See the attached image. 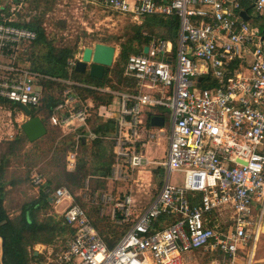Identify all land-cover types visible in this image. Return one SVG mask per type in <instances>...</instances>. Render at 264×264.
<instances>
[{"label":"built area","instance_id":"2783aa9c","mask_svg":"<svg viewBox=\"0 0 264 264\" xmlns=\"http://www.w3.org/2000/svg\"><path fill=\"white\" fill-rule=\"evenodd\" d=\"M246 1L92 0L136 23L148 14L178 16L177 44L174 48L172 40L153 36L147 52L128 57L124 73L135 81L134 89L59 79L66 87L49 120L60 127H88L90 106L79 89L113 93L119 104L117 130L109 137L113 174L122 177L148 165L146 140L166 136L165 159L154 161L165 175L159 192L113 247L71 190L56 188L51 203H67L62 215L76 233L52 264H190L183 252L192 250L216 252L213 264H239L259 239L264 227V26L242 17ZM251 2L263 17L264 0ZM36 37L28 27L0 20L1 99L40 104L37 80L44 75L19 60ZM80 59H70L69 69ZM148 107L165 116L163 126H146ZM163 107L168 117L159 112ZM176 172L183 174L181 184L172 181ZM129 202L127 197L117 206L126 213ZM253 254L251 249L247 264ZM2 255L0 235V264H5Z\"/></svg>","mask_w":264,"mask_h":264},{"label":"rangeland","instance_id":"374dc122","mask_svg":"<svg viewBox=\"0 0 264 264\" xmlns=\"http://www.w3.org/2000/svg\"><path fill=\"white\" fill-rule=\"evenodd\" d=\"M1 1L2 5L6 3L4 0ZM8 4V13L6 11L1 13L4 18L20 24H43L48 37L54 40L55 45L71 47L77 45L81 54L85 47H93L97 42H102L101 39L111 36L120 37L127 29L126 27L133 22L131 17L99 6L92 0H9ZM249 14L254 17L256 12L253 8H250ZM154 36L156 35L154 34ZM107 44L117 47L115 62L110 66L113 68L116 60H118L120 47L116 42V38ZM31 48L27 47L26 51L21 53V57L26 59L25 61H28V64L30 63L28 58L32 53ZM40 79L37 80L38 84ZM111 79V84L115 86L122 85L113 73ZM39 87L43 93V87L41 85ZM52 93L60 96L61 90L57 88ZM101 97H104V95ZM105 98H107V95ZM11 103L0 107V185H4L6 191L5 206L10 216L15 218L19 215L23 203L37 198L40 186L48 179L54 178L58 170L63 168L60 163L56 165L53 158L55 153H58L57 150L63 147L62 141H64L65 133L62 128L52 125L49 120L46 123L48 128L52 130L49 135L33 142L23 138L22 124L28 118L22 110L15 107L17 103ZM30 108L36 110L38 106H30ZM160 111L167 114L168 117V108L163 107ZM94 123L95 118L89 124L93 126ZM165 127L168 128V124ZM163 137L165 138L159 144L152 140L153 144L149 145L147 149L148 154L158 161L165 159L166 156L167 138L166 136ZM89 138L90 136H88ZM89 142L91 143V141ZM82 149L83 147L78 145L77 142V147L66 156L65 161L68 169L73 167L69 158L74 154L76 164L78 158L84 153H82ZM5 157H7L5 160L7 164L5 173L2 175L1 165ZM87 159L91 163L90 152L87 154ZM111 160L114 161V158H111ZM158 174H161L164 178L163 169L155 164L129 171L124 173L122 177L110 172L109 178H104V185L97 186L95 179L89 181L87 178L83 188L71 192L74 202L86 209L98 231L104 230L106 235L108 232L118 233L125 231L124 229L127 228L125 231L127 232L136 215L153 199L162 186L163 181H161ZM182 177L181 172H176L172 175V181L181 184ZM58 187L60 186L53 183L52 186L48 187L49 191L47 192L52 196ZM129 196L133 200L130 203L132 206L128 212L124 213V210L117 206V202H124ZM75 197H78L79 200L77 199V201ZM66 205L67 203H64L63 207H60L51 203V208L43 211L40 217L45 219L48 216L55 215L58 220L64 218L62 212ZM69 239L66 235H59L51 245L36 244L31 248V251L34 250L36 255L35 259L32 258L31 264L53 262L58 253L67 247ZM259 245L263 247L257 248L256 255L258 256L260 253V257H264V240L262 242L260 240ZM183 257L185 261L189 262L190 260V263L194 261V258L197 262H203L206 258L204 264H209V260L216 257V252L210 251L207 255H198L197 250L185 251Z\"/></svg>","mask_w":264,"mask_h":264},{"label":"trees","instance_id":"16d2710c","mask_svg":"<svg viewBox=\"0 0 264 264\" xmlns=\"http://www.w3.org/2000/svg\"><path fill=\"white\" fill-rule=\"evenodd\" d=\"M8 10L9 4L2 8L0 6V20L3 19L1 13L4 11L8 13ZM13 23L28 27L37 33V37L30 43L29 47H32V53L28 60L32 70L44 75L39 83L44 91L41 96L40 104L37 105L38 109L31 110L32 115H41L45 124L49 121L54 107L63 99L62 93L66 84L59 79L72 78L78 82L97 86L110 85L114 88L130 86L131 89H134V80L124 75V64H126L128 57L133 53L143 52L145 45L149 44L154 34L159 38L172 40L175 48L180 28V19L176 15L165 16L161 14H148L141 23L132 22L129 24L120 37L111 36L101 39L102 42L110 43L116 38V42L120 47V52L118 54V60H116L113 68L107 67L104 77L102 79H97L90 76L89 73L79 72L75 68L72 70L69 69L68 61L74 58L79 52L77 45L75 47L55 45L54 40L48 37L46 28L43 24ZM112 73L114 76L118 77V82L122 83V85L115 86L111 84ZM57 88L61 90L60 96H56L52 93ZM84 90V93H89L94 96L98 93V91L88 88H84ZM111 99L112 95H109L107 99L99 96L96 98L97 103L109 102ZM0 102L9 104L7 100L1 98ZM15 107L20 110L22 109L19 104H16ZM95 118H97V115H95ZM97 120L98 119H96V121ZM47 129L46 135H49L52 130L48 128V126ZM94 130L101 136L106 135L105 133L115 130V122L114 120H109L107 123H98ZM23 138L28 139L25 133H23ZM20 142H22V140H20ZM62 143L63 147L57 150L59 154L55 153L53 162L56 165L60 163L63 168L58 170L54 178L48 179L40 186L37 198L23 203L19 215L15 218L10 216L5 206L6 191L4 185H0V235L5 238V264H31L32 258L35 259L36 256L34 250L31 251V248L36 244L42 243L51 245L59 235H66L69 238L75 235L76 228L67 223L64 218L58 220L55 215L48 216L45 219L40 217L43 211L51 208L50 194L46 191L49 186L56 183L57 186L65 185L71 189V191H74L83 188L87 178L89 181L95 179L98 186L104 185V178L110 176L113 165V160H111L113 145L110 141L97 138L89 145L87 141L80 139L79 144L83 147L82 153H84H81L82 155L78 158L73 170L68 169L65 161L66 156L74 149L75 141L73 135L66 136ZM89 152L92 158L91 163H89L87 159V154ZM6 158L7 157L4 158L3 164L1 165L2 175L5 173L6 169ZM97 177L99 178L98 180ZM1 182L4 184L3 181ZM77 199L79 200L78 197L76 200ZM94 208L96 209L95 206ZM87 214L89 213L87 212ZM126 229L127 228L124 230L126 231ZM125 231L118 233L112 231L105 235L104 230H101L100 234L103 236L107 245L113 247L124 235Z\"/></svg>","mask_w":264,"mask_h":264},{"label":"crops","instance_id":"0c3cea01","mask_svg":"<svg viewBox=\"0 0 264 264\" xmlns=\"http://www.w3.org/2000/svg\"><path fill=\"white\" fill-rule=\"evenodd\" d=\"M4 1H6V3H4V5H2L1 4V0H0V6H1V8L2 7H4V6H7L8 5V1L9 0H4ZM13 1H15V0H13ZM99 6H102V5H100V4H98ZM246 7H245V9L243 10V11H246L247 12V14L250 16V18L249 19H246V20H249V21H251L252 23H256V24H258V25H260V26H264V16L263 17H260V16H258L257 14L254 16V17H252L250 14H249V9L250 8H253L252 7V2H251V0H247L246 1V5H245ZM103 7V6H102ZM127 16V15H126ZM243 17V16H242ZM244 18V17H243ZM245 19V18H244ZM117 48V47H116ZM83 52V51H82ZM116 55H117V52H116ZM76 56H81V58H82V54H81V52H79L78 54H76ZM75 56V57H76ZM116 57V56H115ZM19 60H20V63H22L23 65H27V66H30V63L28 64V61L26 62L25 60L26 59H23V58H19ZM114 62H115V60H114ZM125 65L126 64H124V67H125ZM75 68V67H74ZM73 69V68H72ZM72 69H70V70H72ZM83 73V72H82ZM85 73H89V71L87 70ZM105 75V74H104ZM124 75H125V73H124ZM91 76V75H90ZM126 76V75H125ZM95 78V77H94ZM97 79H102V78H97ZM81 83H83V82H81ZM65 84V83H64ZM85 84H87V83H85ZM89 85H92V86H95V87H98V88H103V89H106V88H109V89H111V90H121V91H127L128 89H131L130 88V86L128 87V86H126V87H123V88H114V87H112V86H110V85H105V86H97V85H94V84H89ZM135 87V81H134V85H133V88ZM84 88H88V89H92V90H96V91H98V95L96 94L95 96L94 95H91V94H86V93H84L85 92V90H84ZM79 91H80V93H81V95H82V99H83V101L86 103V104H88L89 106H90V108H89V111H90V117H89V119H88V127H84V126H81V127H78V128H76L77 126H74V127H70V126H68V127H60V128H62V130H64V133H65V137L66 136H69V135H73V138H74V141H75V145H74V149L77 147V142H78V145H80L79 143H80V139H83L84 141H87V143L89 144L90 142L89 141H93V140H95V139H97V138H103V139H105V140H108V141H110L111 142V144L113 145L112 147H113V149H112V154H114V143H113V141L109 138V137H112L113 135H114V133H116V130H117V124H118V122H117V120H118V111H117V107H119V104H118V97H116L113 93H110V92H108V91H102V90H100V89H95V88H90V87H81L80 89H79ZM63 94V93H62ZM104 95V97L103 98H105V96L107 95V97L109 96V95H112V99L109 101V102H100V103H97V100H96V98H98V96L99 97H101V96H103ZM105 99H107V98H105ZM8 101V100H7ZM9 103H11V101H8ZM16 103V102H15ZM17 104H19V103H17ZM2 105H7V103H2V102H0V107H2ZM98 105V106H97ZM22 110V112L24 113V115H26L27 116V118L29 119V115L28 114H26L25 113V111L23 110V109H21ZM161 109H159V112H161L160 111ZM145 111H147L146 112V114H147V118H146V123H147V127H159V126H154V125H151V123H150V120H151V117L152 116H155V115H161V114H155V112L154 111H156V110H152V108H150V107H148ZM163 114H165L164 112H162ZM95 115H97V118H95ZM40 117H42L41 115H39ZM161 116H164V115H161ZM165 117V116H164ZM93 118H95V123H94V125L92 126V125H90L89 123H90V121L93 119ZM28 119H26V120H28ZM96 119H98L97 121H96ZM90 120V121H89ZM109 120H114V122H115V130L113 131V132H108V133H105L106 135H99L95 130H94V128H96V126H97V124L98 123H107ZM164 124H165V122H164ZM81 133H83L82 135H83V137H81V138H79V140H77L76 139V136H77V134H81ZM89 133H91V136L89 135ZM88 136H90V138L88 139ZM44 137V136H43ZM42 137V138H43ZM165 137H160V138H157V139H151V138H149V139H147L146 140V142H145V153H146V156H147V158L150 160V163L148 164L149 166L150 165H153L154 164V161H158L156 158H154V157H152L151 155H149L148 154V151H147V149H148V146L149 145H151V144H153L152 142V140H154L155 142H156V144H159L160 143V141L162 140V139H164ZM41 139V138H40ZM168 145V144H167ZM81 146V145H80ZM166 151H167V147H166ZM166 153V152H165ZM113 156V155H112ZM113 158V157H112ZM147 165V166H148ZM156 165V164H155ZM75 166H76V164L73 166V167H71L70 169H74L75 168ZM157 166V165H156ZM159 168H161V167H159ZM161 169H163V168H161ZM160 170V169H159ZM164 171V170H163ZM111 172H112V168H111ZM160 173V172H159ZM158 176H160L161 177V181H163L164 180V178L161 176V174H158ZM109 178V177H108ZM161 188V187H160ZM160 190V189H159ZM159 190H158V192H159ZM156 196V195H155ZM154 196V197H155ZM153 197V198H154ZM129 198H130V202L127 204V206L126 207H128V211H129V209H130V207L132 206V204H130L131 203V201H133L132 200V197L131 196H129ZM153 199H151L148 203H147V205L142 209V211L148 206V204L152 201ZM50 201H51V196H50ZM58 206H60V207H63V203L62 204H60V205H58ZM91 219V218H90ZM260 240H261V242L264 240V227L262 226V232L260 233V235H259V239L255 242V243H251V244H249V246L246 248V250H245V253L247 252V254H245V255H243V257L239 260V264H247L248 263V260H249V251L251 250V249H253V257H252V260H250V264H264V257H260V253L258 254V256L256 255V250H257V248L258 247H263L262 245H259V242H260ZM197 252H198V255L199 254H204V255H207V253L208 252H203L202 250H197ZM218 257V255L216 254V257L215 258H209L210 260H209V264H213V260H215L216 258ZM204 261L206 262V258L203 260V262H197L196 261V258H194V261H192L191 263H190V260H189V263L190 264H204ZM53 262H51V263H47V264H52Z\"/></svg>","mask_w":264,"mask_h":264},{"label":"water","instance_id":"95a60500","mask_svg":"<svg viewBox=\"0 0 264 264\" xmlns=\"http://www.w3.org/2000/svg\"><path fill=\"white\" fill-rule=\"evenodd\" d=\"M241 15L245 19H249L250 16L246 11H241ZM148 46H145L144 52H147ZM117 48L115 45L97 42L93 47H85L82 53V58L77 61L75 69L79 72L89 71V74L95 78H103L106 68L113 65ZM203 77L199 78V84ZM20 107L29 115V119L22 124V129L25 135L30 141H36L47 134V126L43 119L39 115H32V110L29 106L19 103ZM165 117L161 115H155L151 117L150 123L154 126H163ZM2 238L3 255L2 261L4 263V245L5 238Z\"/></svg>","mask_w":264,"mask_h":264}]
</instances>
